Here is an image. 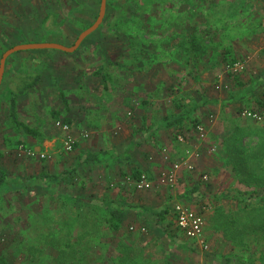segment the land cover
Masks as SVG:
<instances>
[{
	"label": "rangeland",
	"instance_id": "1",
	"mask_svg": "<svg viewBox=\"0 0 264 264\" xmlns=\"http://www.w3.org/2000/svg\"><path fill=\"white\" fill-rule=\"evenodd\" d=\"M27 1H31L27 8L35 16L46 15L44 24L59 39L66 37L69 46L97 20L100 11V0ZM25 9L24 5L9 8L16 17ZM53 39L47 37L41 40L48 42L40 43ZM190 41L200 57L197 83L185 52ZM56 57L40 82L17 96L20 120L38 129L41 139L14 144L9 120L12 96L4 89L6 83L0 88V167L13 176L71 169L74 147L70 151L64 147L68 137L77 140L75 123L83 134L91 126L110 129L111 102L118 122L135 124L137 112L124 114L123 108L142 105L155 124L173 113L175 99L195 94L197 84L219 101L221 96L229 99L235 94L238 79H264V0H107L99 28L76 51ZM101 68L110 79L106 84L97 73ZM257 94L264 102V85ZM207 105L197 117L199 123L215 124V137L222 121L231 132L241 122L264 125V118L243 119L240 115L246 107L220 115V110ZM217 145L210 149L215 155L219 154ZM226 149L229 161L213 169L216 180L211 181L209 171L201 175L205 188L199 194L200 209L180 200L172 207L174 213L177 205H183L204 216L207 240L200 247L192 248L186 240L187 248L169 240L161 242L159 237L155 241L154 228L142 222L111 232L99 204L97 208L90 204L91 196L103 197L102 185L90 191L89 186L81 187V175L74 174L58 184L40 183L0 200V254L10 264H250L251 260L264 264V139L248 153V160L240 161L229 152L231 148ZM220 153L225 154L222 148ZM226 258L232 261L227 263Z\"/></svg>",
	"mask_w": 264,
	"mask_h": 264
},
{
	"label": "crops",
	"instance_id": "2",
	"mask_svg": "<svg viewBox=\"0 0 264 264\" xmlns=\"http://www.w3.org/2000/svg\"><path fill=\"white\" fill-rule=\"evenodd\" d=\"M30 2L24 0L21 2L22 4H18L14 0H0V65L3 55L8 50L19 45L48 42L41 40H47V37L54 38L53 40H49V43H57L66 47H71L67 44L65 40L66 37H64V40L61 38L59 39L58 34L50 31L49 26L44 24L46 15L39 14L36 15V17L33 10L27 8ZM23 5L26 6L25 12L18 15L19 17H16L15 14L17 13L9 10L11 7ZM17 19H21L23 23H16ZM42 51L40 49H26L9 55L5 61L0 88L2 89L3 83H6L7 85L4 89L8 92L7 94L12 97L28 93L32 88L26 90L24 93H17L23 89L21 82H30L37 77H40L41 80L47 68L50 67L51 69L50 65L52 62L56 61L57 53H67L62 50L46 53ZM192 75L193 80L197 83L198 77H194V73ZM262 75L261 77H264V71ZM259 79L260 77L256 78L255 82H253L252 78L249 76L244 80L238 79V88L235 94L231 95L229 99H225L221 96L219 101L216 99L219 97L213 99L212 96L202 91L197 84L195 94L188 95L187 98L181 97L178 98V100L175 99L173 103V113L165 114L155 124L150 122L148 112L142 105H137L139 106L138 108H131V106L123 108L122 112H124V114L127 113V111H129L128 114H130V112H137L138 117L136 116V118L138 119H136L135 124H132L131 121L118 122V115L115 114V116H113L114 113L118 114V112H115L116 107L113 102H111V105L108 107L109 114L111 113L110 129L109 127L103 129L91 126L89 128V133L85 132L83 134V132L78 129L80 125L77 126V123H75L74 134L77 140L74 143V152L72 153L74 156V163H71V169L76 166H78V168L72 175L77 174L78 176V174H80V180H83L79 181L83 182L81 187L89 186L90 191H94L95 187H98L100 184L102 185L101 194L103 197L99 199L98 196H91L90 204L95 203V205L92 206L93 208H97L99 204V209L104 211V222L111 232H121L126 224L142 222L154 228L155 231L152 233V237L156 234L155 241H159V237L161 242L169 240L171 243H175L177 247L187 248L189 244L185 242L186 240L187 242L189 241L188 243H190L191 246L200 247L198 242L187 239L178 229L176 225V215L172 210L174 203L180 200L189 203L194 209H200L202 201L200 200L199 194L201 190L205 188L201 175L209 171L210 174H212L211 181L216 180L217 174L214 173L213 169L220 168L222 166L220 163L223 164L225 161H229V154L226 148H231L229 152L233 155H237L240 161L248 160V153L252 152L251 150L255 147H258L259 143L261 145V141L264 139V131H260V129H264V125L256 124L255 122L251 123V121L241 122L239 127L232 128L233 132H231V128L227 129L225 121H222V123L218 124V129L220 130H217V137H215L213 132V128L216 127L215 124L210 126V123L207 121H205V124L202 122L199 123L200 119H198L197 115L202 109L201 107L207 104H212L213 109L216 108L220 110V115L230 114L233 111L235 112L234 108L237 111H241V109L245 107L247 109L249 108L248 110L261 109L260 104L263 101L260 99L257 92L259 86L264 85V79ZM109 80L110 79H108V81ZM10 85L12 86L10 87ZM104 86L106 87V85ZM179 101L193 104V108H195V110L192 111L193 114L191 113L193 118L191 115L190 119L185 121L182 127L166 128L164 126V118L175 115L181 111V109L176 106ZM64 106L67 107L68 105L66 106L64 104ZM222 108L224 109L223 112L221 111ZM122 112L119 115H121ZM195 121L196 123H194ZM91 124L93 125V123ZM198 124L204 125L206 130V138L204 140L199 138L198 132L196 131V126ZM133 125L135 127H133ZM129 127L132 131L129 130ZM120 131L122 134L119 133ZM143 132L146 133L143 134ZM12 133L10 137L14 140V144H18L20 141L31 144L32 138L41 139L42 137V135L40 138H34L23 133L17 134L13 128ZM215 143L221 145H217V147H219L218 155L210 151L211 148L215 147ZM221 148L225 154L220 153ZM103 150L114 152L115 157L112 163L105 165L85 163L81 160V156L85 153L100 152ZM235 151L237 153H233ZM127 155L130 158H127ZM117 158L124 159L123 161H116ZM185 159L193 166V169L190 170L186 166H183L180 169L175 185H160L157 183V178L163 172L169 171L174 163ZM250 160H252V158H250ZM80 161L81 163H79ZM65 171L68 170H64L59 174ZM136 173H139L140 176L145 174L150 181L154 182V187L150 190H137L134 185L137 180ZM11 176L14 178H22ZM85 182H87L88 185H85ZM169 188L172 189L169 191ZM198 202L200 203L198 204ZM108 208H116L125 212V219L117 231L112 229L109 225ZM204 208L205 207H203V209ZM173 228L176 229L174 232ZM205 229L206 228H204V241L207 240ZM178 235H180L179 238ZM145 239L149 238L147 237ZM193 246L192 248H194ZM127 250L130 249H124V251ZM163 252H169V250H164ZM227 259L228 258L225 259L226 262ZM166 264L170 263L166 262Z\"/></svg>",
	"mask_w": 264,
	"mask_h": 264
},
{
	"label": "trees",
	"instance_id": "3",
	"mask_svg": "<svg viewBox=\"0 0 264 264\" xmlns=\"http://www.w3.org/2000/svg\"><path fill=\"white\" fill-rule=\"evenodd\" d=\"M101 1V0H100ZM185 48V46H183ZM188 60L187 63L192 67V72L194 73V77H198V63L200 61V57L196 53V48L192 45L191 41L187 49H185ZM233 63V62H231ZM98 75H100L102 79V83L106 84L109 77L104 73L103 68L97 71ZM40 82V77L34 78L33 81L27 82L23 85V89H21L20 93H24L26 90H29L35 87ZM60 97L63 103L67 106L68 102L65 98L64 92H59ZM204 97V96H203ZM191 100V99H190ZM177 108L181 109V111L175 115H170L164 118V126L166 128L171 127H182L184 122L189 120L191 117L192 111L195 110L193 108L192 103H185L182 101L177 102ZM261 109H264V102L260 104ZM58 114V112H55ZM9 120L12 125L13 130L18 133H23L25 135L32 136L34 138H40L41 133L36 128H33L21 121L18 113V99L17 97H12L9 104ZM196 123V121L194 122ZM115 157L114 152L112 151H100V152H88L81 156V160L85 163H95V164H110ZM129 156L127 155V158ZM130 158V157H129ZM124 158H117L116 161H123ZM81 163V161L79 162ZM78 166L75 168L65 171L61 174H49L47 172H42L36 176H32L29 178H14L12 177L6 170L0 167V200L8 193L16 192V191H25L28 187L37 185V184H58L66 180L67 176L72 175ZM140 176L139 173H136V178L138 179ZM108 222L112 229L119 230L124 219L125 212L123 210H119L116 208H108ZM234 259L242 261V257L236 256ZM251 260V259H250ZM232 261L231 258L227 259V263ZM250 264H255V261H249ZM0 264H10L4 255L0 254Z\"/></svg>",
	"mask_w": 264,
	"mask_h": 264
},
{
	"label": "built area",
	"instance_id": "4",
	"mask_svg": "<svg viewBox=\"0 0 264 264\" xmlns=\"http://www.w3.org/2000/svg\"><path fill=\"white\" fill-rule=\"evenodd\" d=\"M22 2L23 0H15ZM241 116L246 119H252L254 121H262L264 118V111L248 110L244 109L241 112ZM67 130V126H65ZM196 131L201 140L206 138V132L203 126H196ZM74 140L71 137L67 138L65 142V149L70 151L74 147ZM186 166L188 169H193V166L188 160H182L172 165L171 169L167 172H163L158 178L157 183L160 185L173 186L177 182L180 169ZM137 190H150L154 187V182L150 181L145 174H142L134 183ZM176 225L183 235L189 239L198 242L201 246L204 244V228L205 218L204 216L191 208L183 205H177L175 207Z\"/></svg>",
	"mask_w": 264,
	"mask_h": 264
},
{
	"label": "water",
	"instance_id": "5",
	"mask_svg": "<svg viewBox=\"0 0 264 264\" xmlns=\"http://www.w3.org/2000/svg\"><path fill=\"white\" fill-rule=\"evenodd\" d=\"M106 8H107V0H101L100 1V11L98 14L97 20L86 30H84L77 38L76 42L71 47H66L61 44L57 43H32V44H26V45H19L16 46L7 52L2 57L1 65H0V86L2 83V77H3V71L5 68V61L9 55H11L14 52L20 51V50H26V49H56V50H62L64 52H74L76 51L81 43L84 41L86 37H88L91 33L96 31L101 23L104 20L105 14H106Z\"/></svg>",
	"mask_w": 264,
	"mask_h": 264
},
{
	"label": "bare ground",
	"instance_id": "6",
	"mask_svg": "<svg viewBox=\"0 0 264 264\" xmlns=\"http://www.w3.org/2000/svg\"><path fill=\"white\" fill-rule=\"evenodd\" d=\"M43 197V196H42ZM5 211V210H4ZM24 212V211H23ZM1 213V212H0ZM6 218V217H5ZM3 233V232H2ZM23 237V236H22Z\"/></svg>",
	"mask_w": 264,
	"mask_h": 264
}]
</instances>
